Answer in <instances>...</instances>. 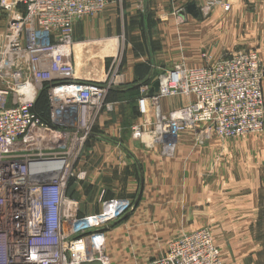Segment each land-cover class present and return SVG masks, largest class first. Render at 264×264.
I'll use <instances>...</instances> for the list:
<instances>
[{
	"label": "built area",
	"instance_id": "obj_1",
	"mask_svg": "<svg viewBox=\"0 0 264 264\" xmlns=\"http://www.w3.org/2000/svg\"><path fill=\"white\" fill-rule=\"evenodd\" d=\"M109 1L0 0V264H110L105 231L134 208L130 199H107L106 189L98 188L100 209L87 214L69 195L86 183L85 170L78 168L97 135L98 118L112 112L114 103L106 98L121 80L113 64L101 81L77 76L73 26L102 13ZM216 7L229 4L204 0L199 9ZM262 78L252 50L196 68L177 63L139 87L131 139L165 155L185 130H196L200 144L211 134L257 132L264 121ZM156 81L158 90L149 97ZM42 91L50 124L33 112ZM168 99L185 101L164 112L161 102ZM152 264L220 260L209 232L200 230L171 240Z\"/></svg>",
	"mask_w": 264,
	"mask_h": 264
},
{
	"label": "rangeland",
	"instance_id": "obj_2",
	"mask_svg": "<svg viewBox=\"0 0 264 264\" xmlns=\"http://www.w3.org/2000/svg\"><path fill=\"white\" fill-rule=\"evenodd\" d=\"M112 1L114 11L108 18H100L103 11L74 24L71 52L77 76L81 79L101 80L108 75V69L113 64L116 74L121 77L118 80L120 83L114 86L118 88L138 82H123L121 72L125 60L135 59V52L139 51L134 43L133 21L136 17L125 13L128 1ZM225 1L229 9L216 7L203 12L196 0H174L170 15L176 25L173 31H161V41L168 51L174 48L175 53L176 47L177 63L191 68L197 66L188 62L185 53L183 61L179 60L185 48L198 55L201 66L207 60H218L235 52H256L263 72L264 97V0ZM190 3L197 7L188 14L186 6ZM145 9L142 6L138 11L141 20L147 21L140 22L138 26V37L142 41L139 48H146L147 43L153 42L150 34L156 23L152 19L155 16V12L151 11L153 8ZM195 29L200 32V37L206 36L203 42L202 38L197 40L193 36L197 31ZM200 42L204 44L201 48ZM215 50L217 54H214ZM139 87L138 91H131L130 94L107 96L106 101L114 105L127 99L132 101L135 97L131 94L139 96ZM129 103L125 104V108L123 105L113 106L112 113H102L98 118L96 128L99 122L108 121L107 129L103 128L107 139L118 141L113 127L122 128L126 123L137 120L134 105ZM181 104L182 101L168 99L161 102V108L168 112ZM177 140L175 147L161 157L141 146L147 156L151 154V169L148 175L144 176L142 171L137 176L136 198L118 196L134 203L135 199H142L145 188L148 200L171 203L168 209H141L142 220H139L135 230L140 235L144 233L145 237L129 244L137 248L132 264H152L163 255L174 237L200 230L209 232L219 252L220 264H264V121L259 131L237 137L219 138L211 134L206 142L200 144L196 139V130L189 129L182 132ZM90 150L94 153L100 149L97 150L91 143L85 155ZM85 155L79 170H84ZM85 184L79 186L86 187ZM93 211L97 212L96 206ZM129 215L119 220L117 225ZM126 246L129 247L128 244ZM125 260L121 255L120 264H125Z\"/></svg>",
	"mask_w": 264,
	"mask_h": 264
},
{
	"label": "crops",
	"instance_id": "obj_3",
	"mask_svg": "<svg viewBox=\"0 0 264 264\" xmlns=\"http://www.w3.org/2000/svg\"><path fill=\"white\" fill-rule=\"evenodd\" d=\"M197 6L199 8L200 5L204 3V0H196ZM206 1V0H205ZM174 0H130L128 1L127 8L125 13L128 16L136 17L134 19L133 28L135 31V44L136 50L139 53L135 52V59L127 58L125 63L123 64L122 68V79L125 83H130L131 81L140 80V76L144 75L141 73L140 69H137V66L142 65L149 69V73L146 78L152 77L157 78L164 73L165 70L169 69L172 64H176L178 60V53L175 47L168 51L166 48L165 43L161 41V31L165 30H172L176 25V22L173 19V16L170 15L172 8H170L173 4ZM114 3L112 0L109 1L107 6L105 7L104 13L100 18H108L113 14L114 11ZM191 3L186 6V13L187 7L190 6ZM146 8L145 10L148 11L149 9L153 8L155 12V16L152 17L153 20H156L154 27L151 29L152 33L150 34L152 38V43H147L146 48H139L142 44V41L139 40L138 34V26L140 22L145 21L139 15L140 8ZM195 6V8L197 7ZM221 9V8H220ZM142 10V9H141ZM190 14V13H188ZM144 17V16H142ZM171 17V18H170ZM168 19V20H167ZM196 23V22H195ZM198 24V23H197ZM152 25V24H151ZM75 26V25H74ZM73 26V30H74ZM145 26V25H144ZM198 27V25L196 26ZM197 30V29H195ZM208 32H211L210 30ZM199 31H195V38L199 40L202 38L203 40L206 36H199ZM207 35V34H206ZM204 45L200 42L199 48ZM188 48H185V51L180 53V57L183 61V54L185 53L188 62L191 64H196V66H201L200 61L198 60V55L193 52L187 51ZM214 54H217V50H215ZM75 65V59H73ZM200 64V65H199ZM76 67V66H75ZM76 70V68H75ZM77 71V70H76ZM77 74V73H76ZM104 75V72H103ZM82 78V77H81ZM80 78V79H81ZM104 78V77H103ZM102 78V79H103ZM101 79V80H102ZM85 81H101V80H93V79H81ZM122 94H130L131 90H123ZM136 93L131 94V96L136 98ZM135 95V96H134ZM135 98L130 101L127 99L124 103H116V105H123L125 108L127 105L125 104H133L135 112H136V103ZM184 102V99H174V102ZM119 110V108H118ZM105 121L103 120V123ZM134 122V121H133ZM131 121L126 123L121 127H113L114 134L116 140H109L107 139V134L104 129H107L106 123L103 126V123L99 122L98 128H96L97 135L92 138V142L98 152H90L88 155H85L87 158L85 159V167L84 170L86 172V187H79V191L76 192L77 199L80 200L83 210L87 214L94 213L93 209L97 208V211L100 209L96 203L97 191L98 188H105L107 197L114 198L118 197L119 195L124 196H131L136 198L135 191H136V178L140 176L142 171L144 172V176L148 175L147 172L151 169V158L146 155L145 150H141V146L138 142L131 139L130 133L127 126H130L132 123ZM116 142V143H115ZM123 142V143H120ZM178 140L176 141L177 144ZM90 143V144H91ZM96 150V151H97ZM155 155L160 156L157 152L153 151ZM161 157V156H160ZM135 169V170H134ZM138 174V175H136ZM89 189V190H88ZM145 188L142 199L137 201L135 199L134 208L135 210L127 217V219L122 222L121 224L117 225L114 224L105 231V255L109 260L110 264H120L119 258L122 255L126 260L124 261L125 264H132V257H136L137 255V248L130 247L129 244H133L139 241L141 238L145 237L144 233L140 235L137 230H135V226L139 223V220H142L141 217V209H168L171 203L167 201H151L148 200L145 196ZM179 204L177 205V208ZM182 207V204H180ZM140 210V211H139ZM167 212V211H166ZM189 233V232H188ZM185 233V234H188ZM143 236V237H142ZM178 236L174 237L173 239L177 238ZM172 239V238H171ZM170 239V240H171ZM172 239V240H173ZM169 240V241H170ZM128 244L129 247L126 246ZM108 250V252H107ZM129 257V258H128ZM128 258V259H127ZM118 259V261H117Z\"/></svg>",
	"mask_w": 264,
	"mask_h": 264
},
{
	"label": "trees",
	"instance_id": "obj_4",
	"mask_svg": "<svg viewBox=\"0 0 264 264\" xmlns=\"http://www.w3.org/2000/svg\"><path fill=\"white\" fill-rule=\"evenodd\" d=\"M142 23H147V21H142ZM145 27V26H144ZM137 69H140L141 70V73H144V75L140 76V80H138V82L136 84H130L128 86H125V87H115L113 89H111V91L109 92L108 94V97L110 96H113V95H120L122 94L121 91H123L124 89H130L132 92H136L138 91V87L141 86V85H144V84H149L151 83V81L153 80V78L150 76L148 78L147 75L149 73V69L147 67H144L142 65H139L137 66ZM138 98V95L137 97L135 98V103H136V100ZM33 112L46 124H50L49 123V119H48V103H47V97H46V93L45 91H42L36 98V101H35V104H34V108H33ZM112 113V112H111ZM138 118V113H137V107H136V114H135ZM94 134H97L96 132V129L94 131ZM69 195L72 196V197H77V194L74 190H71L69 192Z\"/></svg>",
	"mask_w": 264,
	"mask_h": 264
},
{
	"label": "water",
	"instance_id": "obj_5",
	"mask_svg": "<svg viewBox=\"0 0 264 264\" xmlns=\"http://www.w3.org/2000/svg\"><path fill=\"white\" fill-rule=\"evenodd\" d=\"M195 10V6L194 5H190L187 7V12L188 13H192ZM166 78V74H164L162 76V79ZM158 86H159V81H156L153 83L152 88L150 89V91L148 92V96L151 97L155 92H157L158 90Z\"/></svg>",
	"mask_w": 264,
	"mask_h": 264
},
{
	"label": "bare ground",
	"instance_id": "obj_6",
	"mask_svg": "<svg viewBox=\"0 0 264 264\" xmlns=\"http://www.w3.org/2000/svg\"><path fill=\"white\" fill-rule=\"evenodd\" d=\"M169 150H170V149H169ZM123 219H124V218H122L121 220H123ZM116 223H118V222H116ZM116 223H115V224H116ZM113 225H114V224H113Z\"/></svg>",
	"mask_w": 264,
	"mask_h": 264
}]
</instances>
